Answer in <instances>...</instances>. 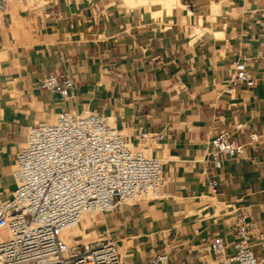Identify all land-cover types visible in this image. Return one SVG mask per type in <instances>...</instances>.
I'll use <instances>...</instances> for the list:
<instances>
[{"label": "crops", "instance_id": "crops-1", "mask_svg": "<svg viewBox=\"0 0 264 264\" xmlns=\"http://www.w3.org/2000/svg\"><path fill=\"white\" fill-rule=\"evenodd\" d=\"M122 3L53 0L51 16L10 4L0 16V200L15 190L14 163L34 124L64 110L99 111L133 145L143 131L165 136L151 148L164 160L161 198L103 218L123 264L164 253L169 264H202L212 238L233 242L241 215L264 226V0ZM240 59L256 83L228 93ZM49 74L71 77L73 97L41 89ZM221 134L246 151L218 169L209 142Z\"/></svg>", "mask_w": 264, "mask_h": 264}, {"label": "built area", "instance_id": "built-area-1", "mask_svg": "<svg viewBox=\"0 0 264 264\" xmlns=\"http://www.w3.org/2000/svg\"><path fill=\"white\" fill-rule=\"evenodd\" d=\"M9 1L0 0L1 14ZM42 10L53 15L49 4ZM103 73L111 69L105 67ZM255 83L247 62L234 61L226 91ZM39 85L63 100L72 98L75 88L71 77L56 74L44 76ZM164 138L160 132L143 131L133 145L115 120L99 111L64 110L52 121L34 124L14 163L15 190L0 200V264H123L117 241L108 232H103L107 238L86 244H70L64 234L85 216L161 198L164 160L153 156L151 148ZM257 139L251 135L249 143ZM245 151V144L225 134L209 142L218 169L224 157L241 158ZM210 185L215 190L219 183L214 179ZM233 234V242L212 238L202 264H264V226L241 215ZM169 261L164 253L151 264Z\"/></svg>", "mask_w": 264, "mask_h": 264}, {"label": "rangeland", "instance_id": "rangeland-1", "mask_svg": "<svg viewBox=\"0 0 264 264\" xmlns=\"http://www.w3.org/2000/svg\"><path fill=\"white\" fill-rule=\"evenodd\" d=\"M53 0H27L26 3H28L27 5H25L23 3L22 0H10L9 1V4H16L18 5L19 7H21L22 9L26 10V11H31L32 9L36 8V7H39V8H44V6L46 4H48L49 2H51ZM122 2V0H121ZM123 4V3H122ZM125 6V5H124ZM127 7V5L125 6ZM129 9H134V10H138L140 8H135V7H127ZM146 9L148 8H153V9H156V8H160V6H146L145 7ZM0 16H2V14L0 13ZM107 215V214H106ZM106 215H94L93 217H95L97 219V221L95 223H93L92 225H89L87 229H85L82 234L80 233L77 237H80L82 236L83 237V234H92L89 238H88V242L89 241H92V240H100V239H104V238H107V236L105 234H103V229H101V226L102 224L104 223L103 221V218L106 216ZM100 220H102V223L100 222ZM83 224H81V227H82ZM94 234V236H93ZM3 237L4 238H7L8 237V234L7 232H3ZM76 240H81V239H77L75 237ZM84 239V238H83ZM87 242V243H88Z\"/></svg>", "mask_w": 264, "mask_h": 264}, {"label": "bare ground", "instance_id": "bare-ground-1", "mask_svg": "<svg viewBox=\"0 0 264 264\" xmlns=\"http://www.w3.org/2000/svg\"><path fill=\"white\" fill-rule=\"evenodd\" d=\"M22 1L23 3H26L27 0H22ZM122 1L128 7H140V6H149V5L150 6H156V5L164 6L167 1H172V0H122ZM93 216H85L78 226L71 228L65 232L64 235L66 236L70 244H86L88 242V238L92 234H88V233L83 234L84 239L82 240H76L75 237H77L80 233L82 234V232L85 229H87L89 225H92L93 223L97 221V219ZM81 224H83L82 227H81Z\"/></svg>", "mask_w": 264, "mask_h": 264}]
</instances>
